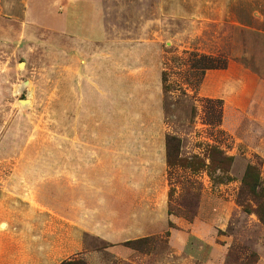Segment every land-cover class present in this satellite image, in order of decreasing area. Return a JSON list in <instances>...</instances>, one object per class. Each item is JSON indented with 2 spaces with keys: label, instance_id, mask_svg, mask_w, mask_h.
<instances>
[{
  "label": "rangeland",
  "instance_id": "374dc122",
  "mask_svg": "<svg viewBox=\"0 0 264 264\" xmlns=\"http://www.w3.org/2000/svg\"><path fill=\"white\" fill-rule=\"evenodd\" d=\"M100 2L105 33L94 41L88 24H59L57 2L0 0V175L33 162L66 167L67 210L81 208L93 230L94 149L123 148L130 165L116 178L152 192L166 184L167 210L184 221L168 227L188 231L202 195L229 202L212 243L227 247L226 264H264V0ZM205 58L219 67L202 70ZM168 136L184 166L166 170ZM209 153L228 159L208 166ZM167 230L111 244L86 232L69 258L130 264L126 248L150 264L176 261Z\"/></svg>",
  "mask_w": 264,
  "mask_h": 264
},
{
  "label": "crops",
  "instance_id": "0c3cea01",
  "mask_svg": "<svg viewBox=\"0 0 264 264\" xmlns=\"http://www.w3.org/2000/svg\"><path fill=\"white\" fill-rule=\"evenodd\" d=\"M52 2L64 9L59 24L74 29L88 24L94 41L104 39L100 0ZM50 7L55 8L51 4ZM162 144L160 162L167 170L164 139ZM109 148L105 154L94 149L93 230H87L89 227L83 224L81 208L67 210L66 167L33 162L13 165L0 175V264H59L82 253L83 236L89 235L86 232L110 243L109 239L114 236H120L125 242L157 236L166 229L168 247L179 251L181 258L165 264H226L228 249L223 244H213L212 234L228 224L233 210L229 202L218 199L215 204L202 195L196 215L187 225L188 231L168 227V222L174 227H184V221L168 214L166 184L152 192L144 184L116 178V174L126 173L129 159L125 149L119 147L121 150L115 154ZM100 174L106 176L102 184L98 180ZM210 202L217 208L213 209ZM77 213L80 216H74ZM108 249L118 252L114 245ZM131 252L124 248V254H128L125 262L150 264L142 255L135 257ZM84 256V264H91L90 255ZM182 256L187 257L185 261Z\"/></svg>",
  "mask_w": 264,
  "mask_h": 264
},
{
  "label": "trees",
  "instance_id": "16d2710c",
  "mask_svg": "<svg viewBox=\"0 0 264 264\" xmlns=\"http://www.w3.org/2000/svg\"><path fill=\"white\" fill-rule=\"evenodd\" d=\"M205 65L201 68L202 70L204 69H213V68H218L219 64L216 62H214L215 64H213V60L209 59V58H205ZM161 87H162V83H161ZM178 150H179V145H178V140L173 137V136H168V137H164V156H165V164L167 169L178 165V166H184L182 165V163L176 159V157L178 156ZM214 153V152H213ZM218 156V160L216 161L211 154H208V161H209V165L215 163V164H221L222 162H226L228 157L222 155L221 153H217ZM209 168V167H208ZM217 169L219 171L222 170L221 167H217ZM209 172V169H208ZM168 198V196H167ZM237 204L242 207L244 212H247L245 209V206L236 199ZM169 214V212H168ZM170 225V223L168 222V226ZM59 264H84V261L82 259H74V258H69L66 260L61 261Z\"/></svg>",
  "mask_w": 264,
  "mask_h": 264
}]
</instances>
